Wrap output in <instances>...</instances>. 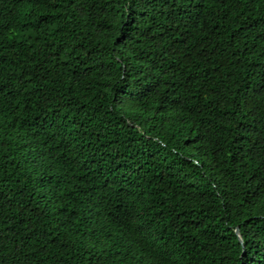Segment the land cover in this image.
Returning a JSON list of instances; mask_svg holds the SVG:
<instances>
[{
	"label": "trees",
	"instance_id": "1",
	"mask_svg": "<svg viewBox=\"0 0 264 264\" xmlns=\"http://www.w3.org/2000/svg\"><path fill=\"white\" fill-rule=\"evenodd\" d=\"M0 264H264V0H0Z\"/></svg>",
	"mask_w": 264,
	"mask_h": 264
},
{
	"label": "water",
	"instance_id": "2",
	"mask_svg": "<svg viewBox=\"0 0 264 264\" xmlns=\"http://www.w3.org/2000/svg\"><path fill=\"white\" fill-rule=\"evenodd\" d=\"M236 233L238 234L241 243H243V239H242V237H241V235H240V231H239V229L236 230Z\"/></svg>",
	"mask_w": 264,
	"mask_h": 264
}]
</instances>
